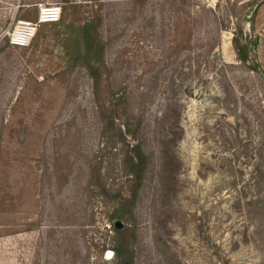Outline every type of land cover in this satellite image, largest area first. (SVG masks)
<instances>
[{
	"label": "rangeland",
	"instance_id": "374dc122",
	"mask_svg": "<svg viewBox=\"0 0 264 264\" xmlns=\"http://www.w3.org/2000/svg\"><path fill=\"white\" fill-rule=\"evenodd\" d=\"M40 4L60 5L62 20L9 45L6 29L36 20ZM92 19L106 47L98 96L66 57ZM253 63L264 71V0H0V264L116 260L127 147L101 107L118 101L116 123L141 121L149 160L135 264H264V74Z\"/></svg>",
	"mask_w": 264,
	"mask_h": 264
},
{
	"label": "trees",
	"instance_id": "16d2710c",
	"mask_svg": "<svg viewBox=\"0 0 264 264\" xmlns=\"http://www.w3.org/2000/svg\"><path fill=\"white\" fill-rule=\"evenodd\" d=\"M253 23L254 20L252 19L251 24ZM250 42L251 39L248 38L244 26L239 23L234 32L233 46L237 52L238 59L245 64L251 59ZM105 48V44L99 34L98 23L94 19L86 21L79 27L66 48L68 65L71 67L84 66L88 70L94 81L97 96L99 95V86L102 80L101 66L105 64ZM251 68L256 71L260 70L257 63H253ZM260 71L264 74L263 70ZM107 108L101 107V117L105 121L106 130L114 129V133H117L115 134L119 136L127 147L123 155V166L129 174L128 193H123L121 190L116 192L118 203L110 215L113 233H115V246L113 235L112 249L115 251L116 260L113 261V264H135L137 220L134 209L143 186L149 160L142 143L137 137L141 121L138 120L133 125L125 121L120 126L116 123V120L121 116V111L126 114V111H123L125 108L122 106L121 101L116 102L113 107ZM128 136H131L135 142L131 143L128 140ZM101 192L105 196L114 198V193L111 194V190L105 185H101Z\"/></svg>",
	"mask_w": 264,
	"mask_h": 264
},
{
	"label": "built area",
	"instance_id": "2783aa9c",
	"mask_svg": "<svg viewBox=\"0 0 264 264\" xmlns=\"http://www.w3.org/2000/svg\"><path fill=\"white\" fill-rule=\"evenodd\" d=\"M62 18V7L57 4H40L36 20L19 19L6 29L3 36L12 47H29L39 28L44 24L57 23Z\"/></svg>",
	"mask_w": 264,
	"mask_h": 264
}]
</instances>
